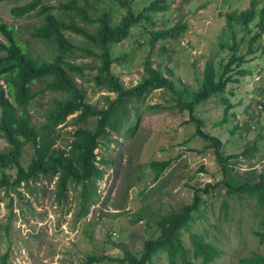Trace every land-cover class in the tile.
Wrapping results in <instances>:
<instances>
[{
  "label": "rangeland",
  "instance_id": "374dc122",
  "mask_svg": "<svg viewBox=\"0 0 264 264\" xmlns=\"http://www.w3.org/2000/svg\"><path fill=\"white\" fill-rule=\"evenodd\" d=\"M32 1H0V22L14 27L25 49L46 61L55 56V45L34 37L46 14L88 31H94L96 24L84 21L76 13L79 8L91 19L107 12L114 24L126 14L119 0H43L52 8L48 13L40 15V8L21 16L15 13L16 8ZM152 1L130 0V6L139 13ZM252 1L168 0L165 12H148L150 21L137 24L126 40L110 45V49L118 61L112 71L125 88H135L148 77L149 57L150 68L161 69L164 75L170 70L177 93L188 90L182 96L190 100L201 87L206 64L214 60L220 68L232 52L229 46L236 41V55L245 58L241 69L247 76H236L238 69H234L236 82L228 84L225 95L201 103L193 115L203 122L205 133L222 142L225 156L255 149L231 160L224 175L214 149L196 136L193 123H185L189 113L179 111L178 96L165 89L152 90L142 99L132 100L127 114L120 109L116 129H108L107 137L100 140L95 152L103 177L88 189L86 202L82 203L81 185L73 183L66 196L59 198L57 177H40L27 186L22 183L20 187H0V264H89L90 259L95 260L92 264H123L120 260L126 251L139 258L145 241L161 237L162 218L182 205L192 204L194 190L207 184L217 186L209 194H202L201 211L194 214L193 222L182 233L185 244L190 246L191 232L216 244L221 256L214 264H239L240 258L253 252L264 254V206L258 205L257 198L239 200L226 194L227 183H255L264 172V109L259 104L264 98V33L257 35L259 17L248 25L249 32L236 20L227 22L229 16L248 9ZM255 1L259 12L264 0ZM70 4L74 7H63ZM178 21L188 25L181 38L158 41L152 49L150 32L170 28ZM65 36L77 50L88 46L73 32H65ZM0 41L6 43L1 33ZM95 52L100 54L98 49ZM68 60L84 68L75 77L85 92V100L96 108H106L108 98L114 100L116 95L105 87L99 58L77 51ZM32 90L34 97L27 110L32 122L41 126L47 121L53 101L66 96L44 90L39 82ZM223 97L234 106L226 119ZM78 115L56 126L59 136L54 147L68 151L78 128H95L96 118L79 123ZM8 150L11 146L0 135V155ZM33 158L32 145L24 146L20 165L27 168ZM169 160L171 165L156 179L151 163ZM17 170L16 165L0 164V180L6 175L12 182ZM154 264H168L167 255L159 253Z\"/></svg>",
  "mask_w": 264,
  "mask_h": 264
},
{
  "label": "trees",
  "instance_id": "16d2710c",
  "mask_svg": "<svg viewBox=\"0 0 264 264\" xmlns=\"http://www.w3.org/2000/svg\"><path fill=\"white\" fill-rule=\"evenodd\" d=\"M9 1V0H0ZM119 4L126 10L118 24L113 23L109 13H102L97 18L91 19L83 9H77V14L82 16L84 21L96 24L94 31H88L85 27L75 23H68L58 19L52 14H46L44 24L39 27L34 37L43 41H50L55 45L56 54L51 60L46 61L35 57L27 51L19 41L14 27L0 22V33L6 43L0 41V135L3 136L11 150L0 155L1 166H18L15 178L11 182L5 175L0 180V187L11 188L20 187L22 183L28 185L40 177L53 179L57 177V195L59 198L65 197L68 187L73 183L81 185L82 203L89 199L88 189L94 185L96 180L103 177V170L97 165L96 150L99 148L100 140L108 135V129H116V113L121 109L123 114H127L128 104L134 100H140L143 96L157 89H165L178 96L177 106L180 112L187 111L189 119L185 123H193L196 127V136L208 143V147L214 149L217 163L221 166L225 175L230 161L237 159L240 155H246L255 148H246L242 154L225 156L222 153V142L217 138L205 133L203 122L193 115L195 107L203 102H207L212 97L226 93L227 86L233 80L234 69H238L236 76H247V72L241 69L246 62L242 56H237V44L229 46L230 56L224 58L225 62L220 68L214 60L209 61L203 71L201 87L193 93L190 100H186L182 95L189 91L184 89L183 93H177L172 80V72L167 70L166 75L161 69L153 71L148 64L146 77L142 83L135 88H125L119 78L113 73L112 68L118 64L116 58L112 56L110 45L119 44L126 40L131 29L142 21H150L148 12H165L169 8L168 0H153L141 12L135 13L130 0H119ZM169 3V4H168ZM257 3L252 1L250 7L241 13L229 16L228 23L238 21L245 25L246 32H249L248 25L259 17L257 27L260 32L258 37L264 33V7L257 12ZM65 9L73 8L74 5H65ZM40 8V15L48 13L52 8L43 4V0H33L32 2L16 8L14 11L18 16L31 13ZM188 30V25L178 21L174 26L167 29L153 30L150 32V45L155 48L156 43L161 40H177ZM73 32L87 41L85 49L75 46L65 36V32ZM256 39V38H254ZM99 50L100 54L95 51ZM77 51H84L87 55L99 58V72L106 80L105 87L110 93H114L116 98H108L106 108H96L85 100V92L77 83L75 75L84 71L82 66L71 62L68 58ZM42 83L43 89L64 94V99H55L51 109L46 114V123L36 126L32 122V117L28 113V106L34 97L32 86ZM4 85L6 87H4ZM225 104V119L227 113L234 106L222 98ZM260 104V101H259ZM79 113L77 121L87 122L90 118H96L94 129L85 127L78 128L74 134V139L70 143V149H60L54 147L58 139L55 128L64 122L69 116ZM225 121V120H223ZM31 144L34 151V158L27 168L20 165L19 159L24 146ZM171 165L169 161H153L151 168L156 172V179ZM260 180L255 183L245 181L238 186L226 184L227 196L237 197L239 200L258 199V205L264 206V172L259 176ZM223 183V182H222ZM225 184V182H224ZM215 184H207L203 189L194 190V200L192 204H185L175 212L165 215L160 222L161 237L145 241L143 251L139 258L126 251L124 253L123 264H154V259L159 253L167 255L168 264H214L221 256V251L216 244L196 233L189 234V244L187 246L183 240L182 233L186 231L194 220V214L201 211L204 204L203 193L209 194L216 189ZM224 213H228L227 202H223ZM261 228H264V218ZM94 259H90L92 264ZM239 264H264V254L253 252L251 255L239 259Z\"/></svg>",
  "mask_w": 264,
  "mask_h": 264
},
{
  "label": "built area",
  "instance_id": "2783aa9c",
  "mask_svg": "<svg viewBox=\"0 0 264 264\" xmlns=\"http://www.w3.org/2000/svg\"><path fill=\"white\" fill-rule=\"evenodd\" d=\"M259 101H260L261 108L264 109V98L263 99H260Z\"/></svg>",
  "mask_w": 264,
  "mask_h": 264
}]
</instances>
